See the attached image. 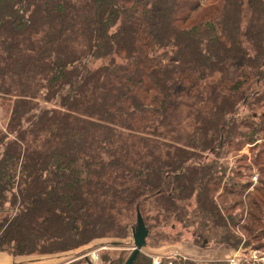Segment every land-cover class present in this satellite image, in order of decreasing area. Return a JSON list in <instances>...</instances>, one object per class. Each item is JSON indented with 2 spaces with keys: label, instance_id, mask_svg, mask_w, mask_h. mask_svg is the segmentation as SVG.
<instances>
[{
  "label": "trees",
  "instance_id": "obj_1",
  "mask_svg": "<svg viewBox=\"0 0 264 264\" xmlns=\"http://www.w3.org/2000/svg\"><path fill=\"white\" fill-rule=\"evenodd\" d=\"M262 80L264 0H0V104L10 107L0 127V251L51 255L104 239L115 250L100 264H123L137 213L151 244L169 218L195 223L183 215L192 196L197 248H237L243 224L231 214L228 224L213 194L226 178L224 191L244 195L264 227V101L259 115L237 114L264 97L250 90ZM179 97L191 130L158 140L159 127L173 129ZM253 142L260 178L249 191L248 174L219 158ZM233 202L222 208L242 200ZM146 252L133 264H153ZM169 259L228 264H160Z\"/></svg>",
  "mask_w": 264,
  "mask_h": 264
},
{
  "label": "rangeland",
  "instance_id": "obj_2",
  "mask_svg": "<svg viewBox=\"0 0 264 264\" xmlns=\"http://www.w3.org/2000/svg\"><path fill=\"white\" fill-rule=\"evenodd\" d=\"M206 4V3H204ZM244 12H246V9H243ZM243 12V13H244ZM245 14V13H244ZM248 16L245 17V21L247 20ZM257 20V18H256ZM260 20V18H259ZM242 24L244 25V22L242 20ZM249 46V45H248ZM255 51L252 50V54H254ZM217 77V74L213 75V78L211 80H215ZM178 84L174 81L172 82V90L178 91ZM259 89L261 93L264 92V80L261 81L258 85H252L250 90H256ZM264 96V93H263ZM252 101H258L252 108H249L248 105H240L238 109L237 114H246L250 112L261 114L263 112L262 107H260V104L264 101V97L260 98L259 100ZM188 102V101H187ZM8 102L3 100L2 104H0V127L4 126L6 121L9 118L10 113V107L8 106ZM190 108V106H189ZM178 110V111H177ZM187 110L188 106L186 103L185 97H179V105L177 109L174 111L175 113L178 112L177 116L172 118L171 126H173V129L168 131L163 130L162 132H159L162 130L161 127L158 128V134H156V137L159 139H170L169 141H176L178 138H174L175 136L179 135L180 141L183 140V136H186L190 130L191 126L186 123L187 120ZM160 133L165 134L166 136L161 135ZM171 135V137L169 136ZM258 141V140H257ZM253 143H246L244 144L241 149L239 150H229L227 151V154L224 156H221L219 158V161L222 163H225L228 166V169L232 168L236 170V168H240V172L243 174H248L246 178H248L251 181V184L247 190H251L252 187L256 184H258L259 181V170L256 166L252 165L253 156L255 154V150H252ZM229 149V148H228ZM214 155H209L210 158H212ZM241 158V159H238ZM228 176V175H227ZM226 178H223L221 180V184L218 190L215 191L213 196H215V200L218 202L217 204L219 206L220 213L222 212L225 216L231 214L235 215L236 219L238 220L239 224L242 225L241 227H235V234L238 238H240L241 242L238 245L237 248H234L230 245L224 244H212L207 245L205 248L198 247L194 244L193 238L191 237V233L194 232V230L199 226V218L195 216L194 211L196 210L197 202H196V196H192L190 200L186 201V205L184 206V212L183 215L185 218L194 219L195 223H192V225H187L184 221L178 220L177 216H174L173 218L167 219L165 222H162L159 227L162 235L158 236L157 239L152 240V243L150 242L146 243V246L142 249L147 251L146 253L150 255V259L152 260V263L156 260L164 257H170V258H180L181 256L194 258L198 262H200L203 259H220L223 261H226L228 263V260L230 258L236 257L238 264L239 259L245 260V261H251V262H263L264 264V246H261L264 242V233L262 232V224L259 221H254L251 219L250 212L255 211V207L252 205L250 208H247L248 200L244 195L235 194L234 192L226 193L224 191V184H225ZM220 195V196H219ZM223 198V199H222ZM225 201L226 206H229L231 204H234L233 201L235 200H242L241 203L232 205L233 208H229L228 210L222 208L221 202ZM244 200V201H243ZM249 212V214H248ZM245 214L243 217H239V214ZM154 214V213H153ZM257 214L262 215L264 220V215L260 212H257ZM182 215V216H183ZM228 216L226 218L228 224H231L228 220ZM264 225V224H263ZM232 227V226H231ZM233 230V228H230ZM180 232V233H179ZM261 232L263 233L262 237H257V234L261 236ZM109 241V240H106ZM104 239L97 240L95 243V248H92L91 251L96 250L99 258L101 257V254L104 252V249L107 251L115 250V249H107V246L104 247ZM125 244H130L129 249L133 246V239H132V229L129 231L128 237L123 241ZM246 243H250L251 245L243 246ZM92 244V243H91ZM246 248V249H245ZM262 248V249H260ZM127 253L130 251H126ZM263 253V255H262ZM182 258V257H181ZM171 260V259H169Z\"/></svg>",
  "mask_w": 264,
  "mask_h": 264
},
{
  "label": "crops",
  "instance_id": "obj_3",
  "mask_svg": "<svg viewBox=\"0 0 264 264\" xmlns=\"http://www.w3.org/2000/svg\"><path fill=\"white\" fill-rule=\"evenodd\" d=\"M94 246L95 243H92L68 252L28 257H14L0 251V264H100L99 258L94 260L90 257L89 252Z\"/></svg>",
  "mask_w": 264,
  "mask_h": 264
},
{
  "label": "water",
  "instance_id": "obj_4",
  "mask_svg": "<svg viewBox=\"0 0 264 264\" xmlns=\"http://www.w3.org/2000/svg\"><path fill=\"white\" fill-rule=\"evenodd\" d=\"M147 229L140 213H137V226L132 230L133 247L123 264H133L138 253L146 246ZM114 245V244H112Z\"/></svg>",
  "mask_w": 264,
  "mask_h": 264
},
{
  "label": "built area",
  "instance_id": "obj_5",
  "mask_svg": "<svg viewBox=\"0 0 264 264\" xmlns=\"http://www.w3.org/2000/svg\"><path fill=\"white\" fill-rule=\"evenodd\" d=\"M89 254H90V257H91L92 259H94V260H98L99 255H98V253H97L96 250L90 251ZM160 261H161V258L156 259V260L153 262V264H159ZM166 264H174V263H172L171 261H169V262L166 263ZM228 264H238L237 258H236V257L230 258V259L228 260Z\"/></svg>",
  "mask_w": 264,
  "mask_h": 264
},
{
  "label": "flooded vegetation",
  "instance_id": "obj_6",
  "mask_svg": "<svg viewBox=\"0 0 264 264\" xmlns=\"http://www.w3.org/2000/svg\"><path fill=\"white\" fill-rule=\"evenodd\" d=\"M181 257H182L183 259H189V257H185V256H181ZM169 261H171L172 263H174L172 260H168L166 263H168ZM160 263H161V261H160ZM160 263H159V264H160ZM166 263H165V264H166ZM174 264H175V263H174Z\"/></svg>",
  "mask_w": 264,
  "mask_h": 264
}]
</instances>
